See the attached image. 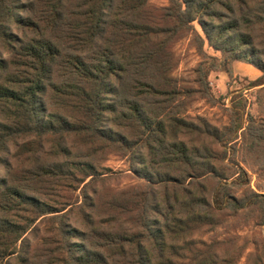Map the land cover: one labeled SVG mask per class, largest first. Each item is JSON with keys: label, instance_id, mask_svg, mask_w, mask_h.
<instances>
[{"label": "trees", "instance_id": "16d2710c", "mask_svg": "<svg viewBox=\"0 0 264 264\" xmlns=\"http://www.w3.org/2000/svg\"><path fill=\"white\" fill-rule=\"evenodd\" d=\"M170 1L172 10H158L149 0H0V163L7 171L0 178V264L11 255L21 261L19 242L36 220L72 204L59 190L70 185L77 170L90 169L75 172L58 158H69L77 148L91 155L129 153L149 178L140 187L130 186L123 198L120 193L109 197L105 213L94 218L101 190L93 188L95 198L88 202L92 210H83L88 217L80 233L84 238L76 227L70 231L68 222L61 223L59 232L52 230L54 245L44 246L51 238L30 253L36 264H175L168 256L177 253L170 238L189 227L185 216L172 211L179 200L178 170L199 181L198 190H183L192 213L205 212L203 218L214 221L201 210L210 207L206 184L200 180L206 176L216 180L210 190L212 207L223 204L237 211L247 206V198L225 189L227 178L214 167L211 159L223 156L205 145L196 148L177 139L185 121L177 116L179 89L171 42L184 21L209 13L219 0H191L194 13L191 2L184 9L176 6L178 0ZM157 189H162L161 204L154 201ZM251 196L264 199V193L253 191ZM146 223L151 242L143 229ZM71 239H88L85 253ZM29 256L24 259L27 264ZM212 258L195 264H216Z\"/></svg>", "mask_w": 264, "mask_h": 264}, {"label": "rangeland", "instance_id": "374dc122", "mask_svg": "<svg viewBox=\"0 0 264 264\" xmlns=\"http://www.w3.org/2000/svg\"><path fill=\"white\" fill-rule=\"evenodd\" d=\"M149 2L158 10L165 6H170L172 10L174 5L170 0ZM188 2L191 0H178L176 6L185 9ZM189 9L194 13L192 2ZM181 27L171 42L175 56L173 75L179 89L175 101L178 104L177 116L185 121L183 128L179 127L184 133H180L177 139H184L196 148L205 145L218 156H223L222 159H211L214 167L217 173L223 172L226 176L227 180L223 179L227 181L225 189L237 198H247V206L237 211L223 206V202L222 207H212L210 190L216 187V180L206 176L200 180L206 184L208 191L205 194L210 207L205 205L201 210L207 211L214 221L203 218L205 212L200 216L192 213L194 211L187 209L191 200L183 190L188 187L198 190L199 181L185 178L178 170L179 200L177 209L172 211H176L178 216H185L189 227L183 228V235H172L171 244L175 245L177 253L168 256L175 264H195L197 260L209 256H213L211 260L216 264H264V199L251 196L253 191L264 193V0H219L209 13L198 14L193 21H184ZM12 30L19 37H24L15 24H12ZM2 56L8 57V53H2ZM239 110L240 118L237 117ZM237 126L241 128L236 131ZM215 137L224 139L225 143H218ZM138 151L142 156L146 155L145 148ZM58 160L68 162L72 170L79 171L75 177L72 176L70 185L65 184L59 190V194L67 196V202L69 200L72 204L62 211L39 217L32 231H28L19 242L23 251L22 260L17 255H11L4 260V264H27L25 257L37 246L51 241L52 230L57 228L59 232L61 223L68 222L70 231L76 227L79 237L84 238L80 233L86 230L84 223L88 217H84L83 210L88 213L92 210L88 202L95 198L93 188L101 190L97 208L93 210L94 218L96 214L102 216L105 213L104 202L109 197L120 193L123 198L126 190L140 187L139 184H144V179L149 178V173L142 165L133 163L135 161L129 153L98 152L91 155L85 148H77L69 158L59 155ZM71 161L75 162L74 166ZM84 167L90 172L77 170ZM6 176L7 171L0 163V178ZM156 191L158 197L154 201L160 203L162 189ZM172 192V189L167 190L168 194ZM195 194L199 195V192L195 191ZM52 198L63 199L59 196ZM43 199L58 205L51 198ZM150 216L154 217L153 213ZM143 229L146 236L151 237L147 238L151 242L153 235L147 232V223ZM71 240L79 246L81 253H85V246L90 242L88 239ZM54 244L52 238V242L44 246ZM31 259L37 261L34 254L29 256V264H36Z\"/></svg>", "mask_w": 264, "mask_h": 264}]
</instances>
